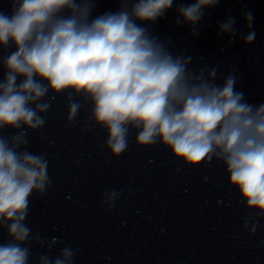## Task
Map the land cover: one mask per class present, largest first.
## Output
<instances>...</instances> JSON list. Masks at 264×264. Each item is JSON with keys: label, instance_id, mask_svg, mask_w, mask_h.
Returning <instances> with one entry per match:
<instances>
[{"label": "clouds", "instance_id": "1", "mask_svg": "<svg viewBox=\"0 0 264 264\" xmlns=\"http://www.w3.org/2000/svg\"><path fill=\"white\" fill-rule=\"evenodd\" d=\"M219 2L178 4L177 26L190 25L198 35L205 10ZM97 3L10 0V12L0 11V49L14 48L0 56V230L8 237L0 243V264H29L32 243L48 250L64 243L33 234L25 223L33 197L44 199L53 184L46 153L28 150V134L44 128V114L59 95L67 100L69 126L88 107V124L106 131L103 146L113 158L128 150L136 130L138 148L159 144L186 167L220 162L247 210L241 228L254 235L264 218V102L247 101L234 71L217 84L215 67L190 68L191 57L174 55L152 34L145 25L162 18L174 0H117L115 11L93 16ZM244 17L250 31L241 39L252 44L254 17L251 11ZM234 25L229 15L218 35L231 43ZM7 130L14 134L4 136ZM123 191L102 193L106 212ZM77 251L65 245L55 257L40 255L38 264H75Z\"/></svg>", "mask_w": 264, "mask_h": 264}]
</instances>
